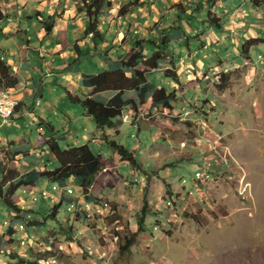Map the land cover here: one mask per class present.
<instances>
[{
	"label": "rangeland",
	"instance_id": "374dc122",
	"mask_svg": "<svg viewBox=\"0 0 264 264\" xmlns=\"http://www.w3.org/2000/svg\"><path fill=\"white\" fill-rule=\"evenodd\" d=\"M253 1L261 2L149 0L150 3L145 5V18L151 21L157 17L156 24L160 23V28L166 29L174 24L176 16H180L181 21L191 29L196 23L193 18L188 21L187 15L197 8L200 17L204 18L208 9L214 6L213 10L221 17L222 23L235 21L236 26H243L242 22L248 18L247 5ZM182 4L186 9L185 15L179 14ZM259 9L264 13V5ZM148 13L151 15L148 16ZM196 14L198 16V12ZM259 17L258 21L264 27V14ZM23 24L29 23L24 20ZM154 25L152 21L145 24V32L152 31ZM26 27L30 30L32 44L39 46L36 27L33 24ZM136 31L134 35L140 36V30ZM180 38L182 40V36ZM191 39L190 36L183 37L187 45ZM204 40H208L206 36ZM178 41L179 35L174 34L172 48L176 52ZM241 51L229 53L227 65L223 68L216 65L206 67L199 73L193 70L196 78H199V74L206 78L204 84L209 88L206 95L198 88L199 79L183 80L181 84H170L171 87H178V98L172 109L161 106L150 111L143 110L141 115H133L134 118L132 113L125 115L121 134L116 140L130 150L136 149L141 143L137 158L143 165L150 152L155 157L150 158L151 166L146 170L142 168L140 176L127 174L130 166L122 165L119 168L120 164L115 167V171L122 178L107 169L97 174L98 183L94 191L98 193L104 189L101 193L103 197L98 201H107L110 205L103 214L89 218L82 211L77 214L82 209L80 205L73 203L74 208L77 206L74 213L73 204L64 201L58 219H49L44 225H36L31 221H42L57 200H44L38 196L36 202H27L28 196L23 193L17 199L23 204L32 203L37 207L36 213H31V217L25 215L24 220L16 219L18 216L12 214L7 215L11 209L0 201V230L6 231L11 221L18 226L19 220L27 222L29 230L34 229L32 246H21L17 240L22 232L21 227L18 228L21 232H16L11 238L14 243L7 240L1 242L0 248L7 252L0 254V264L10 261L9 249L29 251L26 256L35 259L42 251H56L59 246L61 252L54 253L57 256L55 264H264V42L251 47L249 55ZM146 52L150 54L151 50L147 47ZM240 55L243 56L241 62L236 60ZM168 60L169 55L165 61ZM167 64L164 62L163 67ZM36 70V78L41 82L40 73L45 70L42 62ZM54 78L48 77L44 83L46 95L41 99L42 105L36 104L35 95L27 98L37 113L47 106L49 89L60 90L67 96L65 88L57 84ZM161 78L163 74L159 73L158 79ZM14 95V92L11 93V97L14 98ZM59 102L58 112L44 115L46 122L50 120L62 132V112H69L73 118L84 110L79 103L67 100V104L61 99ZM73 105L77 108L72 109ZM145 108L148 106L145 105ZM137 116L159 129V143L150 144L149 132L145 129L139 132L137 125H131L130 121ZM26 117V121L17 119L19 124L23 122L22 132L28 129L25 143L13 140L14 145L16 143L17 148L26 146L28 148L25 151L36 153L39 158L36 160L41 163L39 167L45 163L53 167L52 158L45 153L40 142L42 139L37 138L39 131L35 123L31 122L30 116ZM7 123L1 125L0 120L1 135L16 125V122L12 125ZM91 126H96L92 120ZM44 128L46 135L52 131L47 123H44ZM40 135L43 136L42 133ZM26 138L32 142H26ZM59 142L65 147L69 141L59 138ZM9 144V140H0V161H6L9 167H18L21 172L27 170L28 163H23L24 158H12V153H5ZM107 147H104L106 152ZM106 157L116 162L112 154ZM207 161H212V165L203 175L197 176V173L205 171ZM133 171L138 172L135 169ZM45 187L52 191V183H47ZM80 191L83 190L79 189V198L73 196L75 201L82 200ZM55 196L61 197V194L55 192ZM70 207L72 212L69 211ZM142 215L145 217V230L134 238ZM132 239L135 241L130 244ZM61 255L67 257L66 262L61 259ZM42 261L45 264V258Z\"/></svg>",
	"mask_w": 264,
	"mask_h": 264
},
{
	"label": "crops",
	"instance_id": "0c3cea01",
	"mask_svg": "<svg viewBox=\"0 0 264 264\" xmlns=\"http://www.w3.org/2000/svg\"><path fill=\"white\" fill-rule=\"evenodd\" d=\"M128 1L133 0H113V8L101 16L98 26L101 36H93L90 35L91 33H86V12L78 9L79 6L83 5L82 0H0V60L10 64L13 72L17 74L19 79L17 86L9 88L8 90L0 89V92H14V97L20 104L18 114L7 123L8 125H12V123L16 122L15 127L12 126L10 129L6 130L5 134H0V140L2 138L9 140L10 144L4 150L5 153H7L6 151L18 152L19 154L17 157L21 156V158L25 159L23 163H28V170L40 166L41 163L37 160L34 164L36 159L27 156L28 151H25V149L28 147L22 146L17 148L16 143L14 145L13 140H21L25 143L24 138L28 131L27 129V131L25 130L22 132L24 128L23 122H21L22 124H19L17 119L20 118V120L26 121V116H30L31 122L35 123L34 125H36V128L39 131V135L42 133L44 137L51 136L53 133L52 131L47 135L44 133V123L46 121L44 113L58 112L60 99L65 101V103H67V100H70L68 95L65 96L62 91L51 88L48 92L50 98H47V106L43 107L41 111L37 113V109L31 108L27 98L35 95L37 98L36 104L42 105L41 99L46 95L44 83L48 77H55L54 79L56 80V83L63 87L66 83L73 84L79 93L85 95L93 93L94 86L87 83L88 74H98L102 71H114L118 69L119 65L116 61L120 60L125 55L128 48L132 47L137 39H158L157 30L160 28L161 24H156V22H158L157 17L151 19L153 25L155 24L152 31L148 30L145 32V24L151 23L150 20L145 18L147 16V13H145V5L150 3L149 0H141L143 6L136 9L133 13L126 16H118L119 8ZM263 1L264 0L257 2V5L255 4V1L250 5L249 3L248 5L246 4L248 6L246 9L248 18H246L247 21L244 20L242 22L244 27L241 25L236 26L235 21H231V23L223 21V26L217 28L204 22L203 18L200 17L201 14L199 12L198 17L193 18L196 24L192 25L191 29H188L187 25L182 22L185 30L182 31L183 33H180L182 40H180L181 36L179 34V41L177 42L178 49L176 52L180 80L183 82V80L192 81L193 78L199 79L198 88H200L202 93L206 95L209 90L204 84L206 78L201 77V74H199V78H196L193 70L199 73L206 67L216 65L223 68L227 65L226 59L228 58L229 53L231 55V52L234 50L239 53L241 51L240 49L245 47L247 41L251 38L264 39V27L261 25L260 21H258V18H260L259 16L262 17L264 14L259 9L260 6L264 5ZM202 9H204V6ZM148 14V16L151 15L150 13ZM24 20H27L29 24H33V26L36 27V37L39 40V46L32 44V36L29 34V26L25 28V25L29 24H23ZM47 28H51L52 30L47 31ZM133 28L135 29L134 34L137 29L140 30V36H135L133 34ZM109 36H111V38ZM185 36L192 37L188 45L183 41V37ZM205 36L208 40H211H204ZM23 41L25 44H23ZM260 44L254 45L252 48ZM151 53H153V50H151ZM249 53H251V50ZM242 55L237 57L236 60L241 62L243 58ZM41 62L45 70H41L40 75H42V79L41 82H38L36 78V69ZM85 62L87 64L84 65ZM158 76L159 74L157 77ZM161 80L170 87L171 83L177 85L175 81H170L164 76ZM32 86H34V88H32ZM171 88L177 89L178 87ZM35 92H38V94H35ZM116 92V90L108 89L101 92L100 95L104 98H111ZM133 96H135L134 91L131 90L125 92V98ZM74 108L77 107L73 105L72 109ZM62 113V132H60L59 135L61 134L63 135V138L68 139L69 146L89 143L92 148L95 146L98 150H96V148L94 149L102 152L105 157L106 155L108 156L109 153L110 155L112 154L109 147H107V152L104 149L105 145L107 146L104 142V135L108 136L110 139H116L117 136L121 134L122 124H120L117 129L107 128L108 130H102L97 125L94 127L91 126V120L93 121V119L86 114L85 110L81 113L79 112L78 115L73 118H71L69 112ZM127 113L131 114L132 110H129ZM130 122L131 125L138 126L139 132H141L142 129L149 132L150 144L160 142L158 141L160 139L158 135L159 129L157 130L153 123L150 124L139 118ZM25 125V127H27V124ZM54 129L57 130L55 126L53 127V130ZM32 136L33 133L31 134V137ZM26 142L32 141L28 138ZM139 146L141 147V143L136 147V151ZM45 151V153H48L47 149H45ZM156 153L158 152L156 151ZM30 154L36 156V153L33 151H30ZM151 157H155L152 152H150L148 158L146 157L147 159H145V161L147 162L144 165L140 162L143 169L146 170L151 166ZM114 158L116 161H119L120 156H115ZM208 162H211L212 165V161ZM122 165L127 166L124 163L120 164L119 168H121ZM133 169L134 168L130 167L127 174L140 176L142 170H138V172L135 173ZM145 176L147 177L148 173ZM96 181L97 180H95L92 185L89 195L94 198H100L103 197L101 193L104 189L98 193L95 192V184L98 183ZM47 183L51 182H48L43 178L38 181L37 186L44 187ZM69 184H73L77 189L81 188L73 178L70 180ZM64 190H67L69 193V186H66ZM80 195L82 200L79 199V201H75V204L82 207V209L78 211V214H81L80 211H82V213L84 212V205H81V203L85 202L84 193H80ZM53 197L55 198L52 199H58L55 195ZM77 197L79 198V193H77ZM26 201L29 202L30 199L27 197ZM57 201H59V199ZM95 201L96 202L89 201L90 204H88V206H100V202L98 200ZM27 202L24 204V208L32 209L36 213L35 209L37 207L34 204H29ZM50 208L52 209V207ZM6 214L17 216L12 210H8ZM21 222L22 220H19L18 224ZM6 224H8V222H6ZM13 224L16 228L17 224L12 221V225ZM32 229L29 230L27 228V232H21L20 235L33 236L34 229L33 231ZM6 231L3 229L0 230V235L2 236L0 237V247L1 242L3 243L5 241L3 235ZM31 242H33L32 239ZM1 251L3 254L7 252L4 251V249H1ZM10 252L12 251L9 249L8 253ZM26 252L29 251H21L19 253L26 256ZM5 261L7 260H4V262ZM41 263L43 264V261Z\"/></svg>",
	"mask_w": 264,
	"mask_h": 264
},
{
	"label": "trees",
	"instance_id": "16d2710c",
	"mask_svg": "<svg viewBox=\"0 0 264 264\" xmlns=\"http://www.w3.org/2000/svg\"><path fill=\"white\" fill-rule=\"evenodd\" d=\"M214 1L215 0H212V2ZM82 3L83 5L79 6L78 9L80 11H85L87 15L86 33H91L93 36H101L100 30L98 29L100 19L105 12L113 8V0H82ZM255 4L257 5V2ZM142 6L143 3L139 0L128 1L119 8L118 16L131 14ZM177 6L179 7V5H176V7ZM202 7L203 6L200 8L202 9ZM213 8L208 9L203 21L208 25L221 28L223 26L221 17L217 15ZM179 11L181 15L187 14L183 4L179 7ZM197 12H199V9H193L191 13L187 15L188 21L191 18H197ZM181 22V17L177 16L171 27L158 29V39H137L131 49L127 51L120 60L116 61L119 65L118 69L114 71L106 70L98 74H88L87 83L94 86L93 93L87 95L79 93L73 84L66 83L64 87L69 100L73 103L81 104L86 114L89 115L102 130L106 128L117 129V127L122 124V119L128 114L127 112L129 110H132L133 117V115H141L143 110L150 111L154 107L163 106L172 109L178 98V90L171 88L161 79H158L157 75L162 73L168 80L175 81L178 84L182 83L177 68L176 51L172 48L174 34L179 35L184 31ZM51 30V28H47V31ZM263 42L264 39L251 38L247 41L246 46L242 47L241 52L249 55V48ZM145 45L148 47V50H153V53L147 54V47ZM168 55L169 60L165 61ZM164 62L168 63L166 67H163ZM18 83V76L13 72L12 66L0 60V89L8 90L9 88L17 86ZM108 89H113L117 92L111 98H104L100 95L101 92ZM131 90L135 92V96L125 98V92ZM145 105L148 106L147 109ZM19 107L20 104L18 102L16 110H18ZM137 118L138 116L134 120ZM45 123L52 129L53 133L48 137L39 135L38 138L42 139H40V142H42L43 149L48 150L47 154L52 158V163L54 162L53 167H49L47 163H45L43 167L36 166L30 170L27 169L21 172L18 167L11 165L9 167L6 161H0V201L3 205L9 207L16 213L18 216L15 217L16 219H23L25 215L31 217V213H33L34 210L24 208V204L17 199V197L22 196L24 189L29 190L34 187L38 189L39 187L37 184L40 179L44 178L52 184L58 183L62 186V191H57L61 194V197H57L60 198V200L53 205L50 213H48L42 221L37 222L31 219V223L36 225H44L49 219H58L59 210L64 201L70 204L75 203L74 197L67 195L69 193L67 190H64L72 178L81 187L80 189L83 190L82 192L84 193L85 199L87 201H95L99 200V198H94L89 195V192L96 180L97 174L103 169L113 172L118 178H122V175L115 171V167H118L119 164L125 163L134 169L142 170V165L137 158V151L135 148L130 150L116 139H110L108 136L104 135V142L111 149L112 156H120L119 161L115 162L111 158L109 160L108 157H105L102 152L96 151L89 143L73 146L67 144V146L63 147L59 142V138L65 140H67V138H63L61 134L59 135L60 131L53 130L54 126L51 122L45 121ZM8 153H12V158H14L13 156L16 158L19 154L13 151ZM27 156L38 159L30 153H28ZM36 162L37 160L34 164ZM88 204H90V202H88ZM75 208L77 209V207ZM144 218V215H142L139 221V230L134 233V238L145 230ZM23 220L16 228L12 223L8 225L7 231L3 235L5 241L7 240L11 244L14 243L11 238L14 237L16 232L20 231L18 228L23 226H27L28 228V223ZM21 237L20 235V238L17 239L19 243ZM71 238L72 237H70V239ZM134 241L135 240L132 239L130 244ZM1 253L3 252L0 248V254ZM54 253L56 252L53 251V249L49 251L45 250L39 253L38 257L34 259L30 255L23 256L19 252L12 251L8 253L10 255V261L4 264H42L41 260L43 258ZM55 258H57V256H54V259ZM61 259L65 261L67 257L61 255Z\"/></svg>",
	"mask_w": 264,
	"mask_h": 264
},
{
	"label": "built area",
	"instance_id": "2783aa9c",
	"mask_svg": "<svg viewBox=\"0 0 264 264\" xmlns=\"http://www.w3.org/2000/svg\"><path fill=\"white\" fill-rule=\"evenodd\" d=\"M92 35V34H90ZM1 102V110H0V120H1V125L6 123V121H11L15 115H16V109H10L9 104L4 103V100L0 98ZM211 162H206L204 165L205 171H202L200 173H197V176H200L201 174L203 175L205 172H207L208 168L210 167ZM69 186V194L70 196H76L77 193H79V189L73 185H66ZM57 191H62V186L59 185L58 183L52 184V191H49L45 186L44 187H39L38 189L30 188L29 190L24 189V193L27 194L28 198L32 202H36L38 200V196H40L44 200H52L53 196L55 195V192ZM80 193H83L80 191ZM81 205H84V216H87L89 218L94 217L95 215H100L107 210V208L110 206L107 201H101L100 200V206H88V201L85 199L84 203H81ZM73 209L74 213L76 212V208H74L73 204ZM22 232H27V226L21 227ZM31 237L32 235H23L20 239V244L21 246H32L34 244H31ZM55 252H61V247L59 246L58 249ZM56 261H54V254L45 257V264H55Z\"/></svg>",
	"mask_w": 264,
	"mask_h": 264
},
{
	"label": "bare ground",
	"instance_id": "6f19581e",
	"mask_svg": "<svg viewBox=\"0 0 264 264\" xmlns=\"http://www.w3.org/2000/svg\"><path fill=\"white\" fill-rule=\"evenodd\" d=\"M0 98H2L4 100V103L9 104L10 109H16V106H17L19 101H17L15 97L14 98L11 97V93L0 92ZM0 110H1V102H0ZM7 122H9V121H6V123ZM58 199L60 200V198H58ZM58 199H53V200H58ZM75 207H77V206L75 205ZM70 210H72V209H69V211ZM70 212H72V211H70ZM77 214H78V211H77Z\"/></svg>",
	"mask_w": 264,
	"mask_h": 264
}]
</instances>
